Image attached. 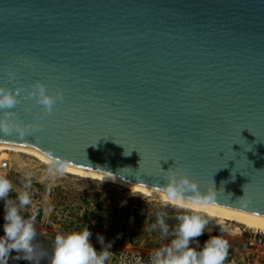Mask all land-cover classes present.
Returning a JSON list of instances; mask_svg holds the SVG:
<instances>
[{
  "label": "water",
  "instance_id": "obj_1",
  "mask_svg": "<svg viewBox=\"0 0 264 264\" xmlns=\"http://www.w3.org/2000/svg\"><path fill=\"white\" fill-rule=\"evenodd\" d=\"M37 80L63 102L22 91L43 129L0 145L165 196L183 174L264 225V0H0V86Z\"/></svg>",
  "mask_w": 264,
  "mask_h": 264
},
{
  "label": "rangeland",
  "instance_id": "obj_2",
  "mask_svg": "<svg viewBox=\"0 0 264 264\" xmlns=\"http://www.w3.org/2000/svg\"><path fill=\"white\" fill-rule=\"evenodd\" d=\"M9 162L6 177L13 183L9 198L27 190L31 204L22 211L26 218L35 216L37 236L34 241L47 255L40 264H48L57 234L80 231L87 227L90 243L97 250L110 252L108 264H151L154 253L167 246L182 215H200L208 220L205 232L191 241L198 251L210 236L221 235L229 248L224 263L241 252L243 231L248 228L180 209L168 203L152 201L143 195L110 183H103L66 173L50 172L49 167L25 154L1 151L0 159ZM30 183L25 189L24 185ZM5 202L0 206V236H3ZM157 214L169 227L167 235L153 230ZM21 257L17 259V257ZM8 264H31L21 253L12 252Z\"/></svg>",
  "mask_w": 264,
  "mask_h": 264
},
{
  "label": "clouds",
  "instance_id": "obj_3",
  "mask_svg": "<svg viewBox=\"0 0 264 264\" xmlns=\"http://www.w3.org/2000/svg\"><path fill=\"white\" fill-rule=\"evenodd\" d=\"M28 64L32 66L30 61ZM8 77L13 78V72L10 69ZM28 89L30 90L0 86V134L15 133L24 137L43 129L40 123L19 121L14 109L22 103L20 96L22 91L27 92L28 99L41 106L42 113L45 115H51L54 106L64 100L60 90L50 94L45 85L38 80L29 84ZM46 157L50 172L62 174L70 164L63 158L55 157L51 152L46 153ZM24 187L28 189L30 183H26ZM162 190L172 200L189 199L199 204H213L217 197V192L213 190V187L202 194L196 181L190 180L183 174L173 173L168 176ZM12 191V181L0 175V200L5 202L4 234L0 236V264H8V257L12 252L21 253L22 258L30 261L31 264H40L47 253L34 243L37 236L35 216L26 218L22 215L23 209L31 204V194L24 190L18 192L15 199H11L9 193ZM188 192H191V195L185 196ZM177 219L179 223L174 229V238L167 246L154 253L151 264H224L229 244L221 235L210 236L199 251L190 246L191 241L205 232L208 225L206 218L193 214L182 215ZM151 228L159 229L164 235L169 232V227L162 214H157L156 222L151 225ZM90 236L91 233L87 227L80 231L57 234L48 264H108L110 252L107 248L97 251L90 243ZM19 258L21 257L18 256L17 259Z\"/></svg>",
  "mask_w": 264,
  "mask_h": 264
},
{
  "label": "bare ground",
  "instance_id": "obj_4",
  "mask_svg": "<svg viewBox=\"0 0 264 264\" xmlns=\"http://www.w3.org/2000/svg\"><path fill=\"white\" fill-rule=\"evenodd\" d=\"M1 151H10V152H14V153L25 154L27 156H31V157L35 158L36 160H38L42 164L49 167V165L47 163V157H44V156L26 148V147L0 145V152ZM63 173L73 175L76 177L78 176L81 178L95 180V181H99V182H103V183L114 184L116 186L128 189L132 192L139 193V194L143 195L144 197L149 198L152 201L161 202V203H168V204H171V205L178 207L180 209L189 210V211H192L195 213H200V214L207 216L208 218L218 220L220 223L232 222L235 224H240L246 228L256 229V230H260V231L264 232V225L263 224H259V223H255V222H252V221H249L246 219H242V218H239V217H236V216H233V215H230V214H227V213H224V212H221V211L209 208V207L185 203V202H182L179 200H172L168 196H165V195H162V194H159V193H156V192L144 189V188H140V187L130 185L128 183H125L123 181L117 180V179L112 178V177L88 173V172L81 171V170H78V169H75V168H72L69 166L64 169Z\"/></svg>",
  "mask_w": 264,
  "mask_h": 264
},
{
  "label": "built area",
  "instance_id": "obj_5",
  "mask_svg": "<svg viewBox=\"0 0 264 264\" xmlns=\"http://www.w3.org/2000/svg\"><path fill=\"white\" fill-rule=\"evenodd\" d=\"M8 169L7 158L0 159V175L6 176ZM2 201L0 200V206ZM224 264H264V232L250 228L244 230L241 252Z\"/></svg>",
  "mask_w": 264,
  "mask_h": 264
}]
</instances>
